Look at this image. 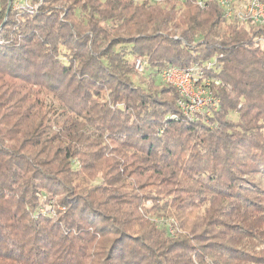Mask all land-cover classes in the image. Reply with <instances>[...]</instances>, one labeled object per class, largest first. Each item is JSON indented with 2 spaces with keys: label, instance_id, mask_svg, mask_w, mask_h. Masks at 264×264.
Instances as JSON below:
<instances>
[{
  "label": "trees",
  "instance_id": "obj_1",
  "mask_svg": "<svg viewBox=\"0 0 264 264\" xmlns=\"http://www.w3.org/2000/svg\"><path fill=\"white\" fill-rule=\"evenodd\" d=\"M43 3L0 0V264H264V28L212 0ZM207 60L218 110L173 120L160 71Z\"/></svg>",
  "mask_w": 264,
  "mask_h": 264
},
{
  "label": "built area",
  "instance_id": "obj_2",
  "mask_svg": "<svg viewBox=\"0 0 264 264\" xmlns=\"http://www.w3.org/2000/svg\"><path fill=\"white\" fill-rule=\"evenodd\" d=\"M15 11L25 8L36 10L43 0H9ZM140 1V0H135ZM150 2L151 0H144ZM182 1V0H180ZM200 9L206 7L209 0H190ZM216 3L226 22L238 26H255L264 28V0H212ZM33 5V7H32ZM258 41L264 44V39ZM139 62L134 69L139 70ZM142 70V69H141ZM140 70V71H141ZM215 61L207 60L196 63L187 68L168 67L160 71L161 81L172 87L177 95L178 114L171 118L175 121L188 123L204 122L219 108V99L214 90L219 87L220 81L213 76ZM139 72V71H138Z\"/></svg>",
  "mask_w": 264,
  "mask_h": 264
},
{
  "label": "rangeland",
  "instance_id": "obj_3",
  "mask_svg": "<svg viewBox=\"0 0 264 264\" xmlns=\"http://www.w3.org/2000/svg\"><path fill=\"white\" fill-rule=\"evenodd\" d=\"M44 1V0H43ZM43 1L39 4V6H41V5H43L44 3H43ZM135 1V0H134ZM137 2V1H136ZM11 6L10 5H8V11H15V10H13V8L11 9L10 8ZM32 7H33V5H32ZM133 61H134V64H136L137 62H139L140 64H139V70L138 71H140L142 68H144V66L142 65L143 63H141V59L140 58H134L133 59ZM147 206H150V204H147Z\"/></svg>",
  "mask_w": 264,
  "mask_h": 264
},
{
  "label": "water",
  "instance_id": "obj_4",
  "mask_svg": "<svg viewBox=\"0 0 264 264\" xmlns=\"http://www.w3.org/2000/svg\"><path fill=\"white\" fill-rule=\"evenodd\" d=\"M9 3H10V1H9Z\"/></svg>",
  "mask_w": 264,
  "mask_h": 264
}]
</instances>
